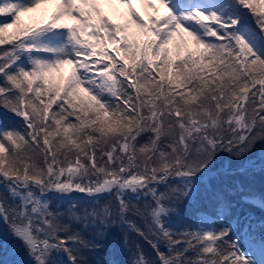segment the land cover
Wrapping results in <instances>:
<instances>
[{"label": "snow or ice", "instance_id": "6c2138e0", "mask_svg": "<svg viewBox=\"0 0 264 264\" xmlns=\"http://www.w3.org/2000/svg\"><path fill=\"white\" fill-rule=\"evenodd\" d=\"M40 9L46 19L24 22ZM0 18V107L24 125L0 129V223L28 257L20 264H89L82 250L94 245L46 198L73 191L114 193L71 216L144 239L152 252L135 245L131 264H264L226 205L219 227L170 223L219 152L264 142V0H0Z\"/></svg>", "mask_w": 264, "mask_h": 264}, {"label": "rangeland", "instance_id": "374dc122", "mask_svg": "<svg viewBox=\"0 0 264 264\" xmlns=\"http://www.w3.org/2000/svg\"><path fill=\"white\" fill-rule=\"evenodd\" d=\"M53 10H54V6H52V5L47 6L48 14H50L51 11H53ZM105 11L109 12V9L107 7H105ZM123 11H125V10H123ZM141 14L143 15V11L141 12ZM161 14H162V10H161ZM46 18L47 17L43 14V9L37 10V11L32 12V13H27L22 17V19L24 20V22H26V24L27 23H33L35 21H38L41 19H46ZM0 19H2V18H0ZM113 19H116L115 15H113ZM119 20L121 22H123L120 17H118L117 21L119 22ZM8 31L11 32L13 30L9 29ZM177 39H179V38H177ZM6 46H8V45L6 44ZM40 55H45V54L40 53ZM70 71H71V67L67 66V65H65L61 69V73L65 77H67V75L70 73ZM57 75H59V74H57ZM0 126H2V129L3 128H8V129L18 128L21 131L24 130V125H23L21 119L19 117H17L16 115H14L11 111L5 109L4 107H0ZM141 142L143 143L144 141L142 140ZM263 151H264V142H257L254 149L251 152H249L252 154L251 156H240V157L234 156L232 158L231 156L228 157V154H229L228 152L222 151V152H219L217 154V158L213 161L212 164L221 165L225 171L229 172L230 171L229 168L233 167V161H235L234 164H236V163L237 164L238 163H246V164H251V165L257 164L254 159H256L258 156H261V155L264 156ZM210 167H211V165H210ZM204 181L207 182L206 179H204ZM168 183L171 187L177 186L175 180H170ZM153 186L158 187V189H159L160 185H158V186L153 185ZM161 187H162L161 190L166 189L164 184H161ZM161 190H160V192H162ZM0 193L7 194V189L2 184H0ZM71 193H80V192L73 191ZM80 196H82V197L85 196V198L80 199V202L76 207H78L77 213L82 212V214H83V211L85 209H87L88 211H91L93 208L101 209L106 203H109V202L114 203L115 202L114 201V193L112 195L105 194V195L101 196L98 200L90 198L84 193H80ZM46 198L49 200L52 210L53 211H59L60 213H62L64 222L69 223V220L65 219V217L68 215H71V212L67 211V209L65 208V205H63V204H65V201L62 198V196L59 194H56L54 192H48ZM244 200H247L248 202H246L244 205L243 204H241V205L248 209V212H250V214H249L250 220H252L256 224V225L250 224L251 225V230H250L251 231V239L255 240L257 242L255 247H250L249 243L246 242L245 248L249 253L255 251L256 255L252 256V259H254V260L257 259L259 261L261 259H264L260 256L259 251H258V242L262 237V233L264 232V207L261 206V201L263 199H261V197H258V196H248V199H244ZM131 202L132 203H138L140 207H143L145 204L151 203V197H149L147 199L141 198L138 202L135 200H132ZM79 206H82L83 208L82 207L80 208ZM89 207H90V209H89ZM245 208H242V210H244ZM94 222L96 223V225L98 226V228L100 230V233H98V235L100 237H102V239H104V240L105 239L108 240L109 239L108 237L115 232V229L113 228L114 226H116V230L119 229L118 234H120V235H123L126 232V230H128L126 228V226H122L119 223L107 224L105 226H102L99 223V218L94 220ZM136 222L138 224H140L141 227L144 226V223L142 220L137 219ZM7 227L10 228V225L0 223V234H2V238H0V264H20V262L22 260H26L28 257L26 256L25 252L21 250L19 242L16 241L14 238H12L10 236V234L5 232L4 229H7ZM93 229L94 228L90 227L89 228L90 232H93ZM248 231H249V227H247V232ZM116 235L117 234H113V236L109 240V242H108L109 246H111L113 239H114V237H116ZM247 239L248 238H246V240ZM104 240H101V241L104 243ZM96 251H97L96 249L94 250L91 248L88 251L85 249L86 256H87V254H95ZM83 255H85V254L83 253ZM57 259L59 261H63L62 258L57 257Z\"/></svg>", "mask_w": 264, "mask_h": 264}, {"label": "trees", "instance_id": "16d2710c", "mask_svg": "<svg viewBox=\"0 0 264 264\" xmlns=\"http://www.w3.org/2000/svg\"><path fill=\"white\" fill-rule=\"evenodd\" d=\"M0 51H3L2 46H0ZM2 83L3 79L0 78V84ZM207 194L209 193H202L198 191L194 195L188 197V201L190 203L186 204L185 208L181 210V213L175 212L170 220L174 230H183L186 220H190L194 216L195 210L201 208L203 204H205L202 201L205 199ZM77 203V199L73 200L68 206L69 209L67 210L72 211V205H77ZM65 219L69 220L68 224H70L71 229L74 232H80L86 241H89L92 245H94V247H91V249L97 250L95 254L89 256H86L85 249L83 250V253L85 254L83 256L89 261L90 264H131V261L135 259L137 253L135 245H141L146 253L152 252L151 247L144 239L140 237L138 238L137 235L130 233L128 230H126L123 235H120L118 234L119 229H117L113 233L117 235L114 237L111 246H109L108 242L110 239L104 240L98 235L100 230L94 221L89 227L85 228L82 223L77 222L71 215L66 216ZM220 224H218L217 227H219ZM90 227L94 228L93 232H90ZM7 230L10 232V228L7 227ZM177 238L184 239L179 235ZM101 240H104V243ZM89 249L90 248H86L87 251ZM57 257L62 258L63 261L66 262V257L63 254L56 255V258Z\"/></svg>", "mask_w": 264, "mask_h": 264}]
</instances>
